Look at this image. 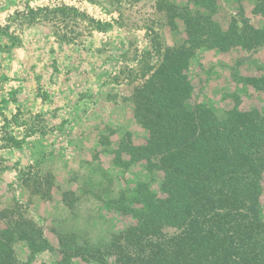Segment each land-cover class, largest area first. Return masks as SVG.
Instances as JSON below:
<instances>
[{"label":"rangeland","instance_id":"rangeland-1","mask_svg":"<svg viewBox=\"0 0 264 264\" xmlns=\"http://www.w3.org/2000/svg\"><path fill=\"white\" fill-rule=\"evenodd\" d=\"M168 4L178 9L188 7L193 12L201 9L192 0H0V11L12 14L26 7L67 6L93 19L91 30L85 33L72 28L73 22L69 21V32L83 35L75 45L58 43L51 24L30 27L36 30L28 39L35 43L31 68L46 63L48 74L56 73L51 74V79L45 77L49 85L57 82L55 75L61 73L60 82L77 88L76 92L69 89L82 104L72 118L58 116V123L55 110L50 116H55L53 121L40 116L23 118L19 122L26 124V131L38 133V137L28 135V141H18L20 146H9L11 151L2 149L8 138H13L9 126L0 130V213L6 212L9 217L0 224H14L19 217L29 219L42 228L52 246V250L35 252L29 242H15L12 248L19 264H59L63 261L60 237L70 240L76 234L75 243L81 245L107 243L112 234L134 223L132 217L122 215L108 202L117 199L120 192L131 200L135 188L143 182L159 193L161 172L148 171L142 163L127 169L115 167L107 153L116 148L125 133L131 135L135 145L145 142L147 132L136 124L128 99L154 73L168 50H178L189 59L187 75L193 86L187 103L190 108L204 104L219 118L234 108L243 114L264 115V93L245 81L264 76V43L257 41L259 45L252 49L234 47L226 53L193 49L185 42L183 21L173 15ZM258 4L259 0H216L214 19L223 29L234 22L242 33L251 36L263 24ZM11 28L16 34L25 29L17 27V23H12ZM36 93L43 99L49 96L41 87L34 89ZM18 94L17 89L10 93L11 98ZM104 134L110 146L102 144L107 142L101 138ZM27 170L33 176L52 175L50 199H42L20 182V173ZM261 186L260 215L264 221V172ZM64 192H73L67 198L73 209L62 201ZM66 261L86 264L80 258Z\"/></svg>","mask_w":264,"mask_h":264},{"label":"trees","instance_id":"trees-1","mask_svg":"<svg viewBox=\"0 0 264 264\" xmlns=\"http://www.w3.org/2000/svg\"><path fill=\"white\" fill-rule=\"evenodd\" d=\"M192 1L201 9L193 12L168 4L173 15L183 21L185 42L191 48L226 53L234 47L252 49L259 45L257 41L264 43V0L258 4L263 24L251 36L234 22L227 29L220 26L214 19L216 0ZM70 20L72 28L83 29V33L92 28L93 19L74 7H26L23 12L15 11L8 24L0 27V36L6 35L14 45L17 36L8 35L12 23L20 29L51 24L58 43L75 45L83 35L69 32ZM189 64L180 51L166 52L154 73L128 99L136 124L147 132L145 142L135 145L125 133L107 153L115 167L127 169L142 163L148 171L161 172L159 193L145 182L137 185L131 200L120 192L108 203L132 217L134 223L100 246L75 243L76 234L70 240L60 237L63 261L59 264H67L69 258H80L86 264H264V221L260 215L264 115L243 114L234 108L219 118L204 104L190 108L187 103L193 86L187 75ZM245 81L264 93V76ZM108 136H101L107 141L103 145H111ZM7 142L6 146H20L14 138ZM27 171L20 173V182L42 199H50L52 175L33 176ZM68 195L73 192H64L62 201L73 209ZM5 213H0V223L9 218ZM3 225L0 264H19L12 246L20 240L29 242L35 252L52 250L42 228L33 221L19 217L14 224Z\"/></svg>","mask_w":264,"mask_h":264},{"label":"crops","instance_id":"crops-1","mask_svg":"<svg viewBox=\"0 0 264 264\" xmlns=\"http://www.w3.org/2000/svg\"><path fill=\"white\" fill-rule=\"evenodd\" d=\"M10 14L12 13L0 11V27H5L8 24L9 18L14 13L11 16ZM13 31L14 29L10 27L8 35L12 33L17 36L18 44L12 45L9 37L6 35L0 36V60L3 61V63H0V130H2V126H9L11 136L22 144L24 140H29V133L26 131V124L19 122L20 120L27 116H40L53 121L55 116H50L55 110L57 114L55 123H58V116L61 119L72 118L74 110H77L82 102L75 100L71 95L79 91L77 88L71 84L65 86L66 83L60 82L61 73L55 75L57 76V82L55 80L54 84L49 85L46 83L45 77H50L51 74L56 73L50 72L48 74L46 63L40 62L37 63L35 69L31 68L35 58V43H30L31 40L28 39L36 30L24 29L17 34ZM44 41L46 43L43 42V45H48L47 40L44 39ZM47 47L51 48L50 45ZM43 49L45 53L46 47ZM43 52L42 55L44 56ZM37 87L44 88L49 95L48 98L43 99L37 93L34 94V89ZM69 88L75 90V92H72ZM16 89L19 90V94L15 98H11L10 93ZM37 134L33 135L35 137H32V139L37 138ZM10 148L12 147L6 145L2 147L6 151H11Z\"/></svg>","mask_w":264,"mask_h":264}]
</instances>
